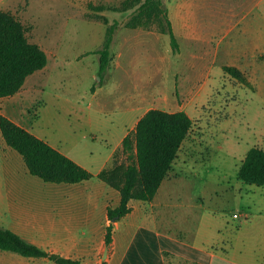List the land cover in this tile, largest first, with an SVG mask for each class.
Wrapping results in <instances>:
<instances>
[{
	"label": "rangeland",
	"instance_id": "rangeland-1",
	"mask_svg": "<svg viewBox=\"0 0 264 264\" xmlns=\"http://www.w3.org/2000/svg\"><path fill=\"white\" fill-rule=\"evenodd\" d=\"M155 1L76 0L66 5L68 11L72 10L73 22L65 24L61 15L58 20L62 22L54 25L45 18L33 22L29 2L22 0L15 15L25 24L29 38L47 52L48 63L29 76L16 97L6 99L4 105L15 110L18 120L32 124L38 136L89 164L93 171L107 155V145L102 140L103 133H107L105 128L114 132L115 137L121 131L114 122L116 113L110 111L112 102L105 97L106 114H101V122L95 120L93 127L97 137H85L88 126L80 117L81 107L93 86L112 91L115 82L126 80V84L131 82L154 101V106L171 112L190 107L194 126L175 160L172 176H178L176 184L186 188L184 192L191 201L203 200L228 209L230 217L241 204L261 202L264 198V184L247 183L238 177L249 149L264 148V64L257 67L259 61H264V51H252L248 41L241 42L244 21L251 20L244 18V14L257 1ZM162 8L168 10L173 23L178 51L173 49L170 34L165 32L167 22ZM115 21L111 59L102 74L97 51L103 47ZM221 38L224 41L218 47ZM242 49L251 52L238 61L244 64L246 69L242 71L251 85L220 68H215L207 79L205 74L217 54V63L229 65L232 58L238 59L237 53ZM123 59L130 62L124 63ZM155 92L160 96L151 98ZM147 102L141 111L152 106ZM5 109L10 113L8 107ZM115 151L116 160L127 161L123 143ZM27 178L46 183L30 173ZM118 197L112 195L111 206H117ZM140 210L144 212V207L136 209L130 217H136ZM118 224H114L113 238L125 229L121 226L120 230ZM112 257L113 250H109L106 258ZM6 263L29 264L0 255V264Z\"/></svg>",
	"mask_w": 264,
	"mask_h": 264
},
{
	"label": "crops",
	"instance_id": "crops-1",
	"mask_svg": "<svg viewBox=\"0 0 264 264\" xmlns=\"http://www.w3.org/2000/svg\"><path fill=\"white\" fill-rule=\"evenodd\" d=\"M21 1L0 0V8L12 10L15 14ZM27 1L33 22H39L42 18L49 19L54 25L62 21L65 24L73 22L72 10L68 11L66 5L76 0ZM256 1V6L244 14V18L251 20L244 21L241 42L246 44L248 41L252 51H264V0ZM14 6L16 10L12 9ZM61 15L65 18L62 21L58 20ZM223 41L224 38L219 40L218 47ZM243 48L246 49L244 46ZM250 54L251 52L242 49L237 53L238 59L232 58L229 65H235L241 70L246 69L244 64L238 61ZM217 56L205 74L207 79L215 68L225 72L223 66L228 63H217ZM123 62L130 61L123 59ZM257 64L259 67L264 61ZM114 86L112 91L93 86L91 92L86 95L85 105L81 107L80 117L88 126L85 137L96 139L97 133L93 127L95 120L101 122L100 115L106 114L107 107L103 102L105 97L110 98V111L116 113L114 122H117L121 129L115 137L114 132L105 128L107 133H103L102 140L105 141L108 151L95 171L89 164L70 155L92 171L94 176L89 180L42 184L33 178L28 179L27 174L30 172L24 157L7 144L0 129V224L17 232L29 242L66 257L79 259L84 264H264V198L261 202L241 204L229 217L228 209L206 204L203 200L198 202L187 198V192H184L186 188L178 187L175 181L178 176H172V170L152 201L132 200L133 209L130 213L117 221L109 218L108 207L111 206L112 195L119 196L115 201V205H118L120 193L95 177H98L97 174L103 168L113 163L116 147L136 128L138 121L147 111L152 108L166 110L154 106V101L151 102L146 94L140 93L131 82L126 84V80H119ZM18 93L0 97L1 106L7 102L6 99L15 98ZM159 96L156 92L151 94L154 99ZM147 101L151 102L152 106L141 111L142 107L146 108ZM5 107L11 110L10 113ZM189 109L190 107L180 108L175 111L185 110L193 118ZM140 111L141 114L138 115ZM0 114L10 117L33 132L32 124L29 126L18 120L15 116L17 113L10 105L0 107ZM141 207H144V212L140 210L136 217H130ZM193 219L194 223H191ZM119 222L121 224H118ZM111 223L113 229L114 224H118L120 230L121 226L125 229L115 238L112 234V241L107 245L106 227ZM109 250H113L112 259L106 258ZM0 255L29 264H58L47 257H28L11 250L0 249Z\"/></svg>",
	"mask_w": 264,
	"mask_h": 264
},
{
	"label": "trees",
	"instance_id": "trees-1",
	"mask_svg": "<svg viewBox=\"0 0 264 264\" xmlns=\"http://www.w3.org/2000/svg\"><path fill=\"white\" fill-rule=\"evenodd\" d=\"M161 11L167 22L165 32L170 34L172 47L178 51L180 46L168 10L162 8ZM115 28L116 23L110 26L103 47L97 51L102 74L110 63ZM47 63V52L29 38L23 21L14 13L0 9V97L19 92L27 78ZM224 70L251 85L247 74L237 66L225 65ZM193 126L194 120L185 110L171 112L152 108L140 118L136 128L123 140L127 161L119 162L115 157L113 164L97 174L120 193L119 204L108 207L112 221L120 220L132 211V200L152 201L155 198ZM0 129L7 144L24 157L28 171L43 181L78 183L94 176L91 170L4 114H0ZM238 177L247 183L264 184V148L254 146L249 149ZM112 234L113 223L107 226V244L111 243ZM0 249L28 257H47L58 264H84L79 259L29 242L1 224Z\"/></svg>",
	"mask_w": 264,
	"mask_h": 264
}]
</instances>
